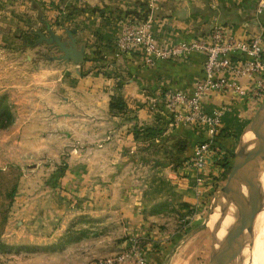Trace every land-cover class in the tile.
I'll return each instance as SVG.
<instances>
[{"label": "rangeland", "instance_id": "obj_1", "mask_svg": "<svg viewBox=\"0 0 264 264\" xmlns=\"http://www.w3.org/2000/svg\"><path fill=\"white\" fill-rule=\"evenodd\" d=\"M61 8L57 0H0V241L7 245L0 249V264H89L124 248L132 238L144 245L146 255L154 250L156 259L150 264H209L229 224L233 226L244 212L239 178L224 209V215L229 214V204L235 200L238 215L229 224L220 213L221 191L239 136L252 134L244 141L242 156L254 143L264 142V118L249 125L264 88L233 128L230 152L225 160L219 159V171L200 182L193 207L171 206L164 199L163 208L174 211L170 225L132 230L127 226L143 210H135L134 216L126 198L118 197L111 166L95 160L100 154L90 148L95 147L91 137L98 117L78 111L80 104L89 105L94 98L79 97L78 87L69 89L61 81L56 85L46 71H37L39 63L64 61L57 42L67 44L69 37L54 24ZM84 118L87 128L80 123ZM261 170L264 155L253 159L252 183L262 178ZM121 180L125 183L124 177ZM258 185L253 195L257 210L264 203V179ZM239 252L235 242L223 264H228L230 255L239 257Z\"/></svg>", "mask_w": 264, "mask_h": 264}, {"label": "crops", "instance_id": "obj_2", "mask_svg": "<svg viewBox=\"0 0 264 264\" xmlns=\"http://www.w3.org/2000/svg\"><path fill=\"white\" fill-rule=\"evenodd\" d=\"M255 1L57 0L62 18L55 19L56 30L70 34L75 47L81 48L82 59L39 63L37 71H46L56 85L61 81L69 89L78 87L79 97L94 98L89 105L86 101L80 104L78 111L98 117L94 118L96 131L91 137L95 147L90 148L100 154L95 160L111 166L110 175L117 178L113 182L118 197L126 198L134 216L138 215L135 210H143L127 226L130 229L158 223H163L165 229L170 225L174 211L173 207L163 208L164 199L170 200L171 206L176 203L193 207L198 201L200 182L219 171V159L230 151L227 146L231 145L232 130L250 112L253 101L246 95L216 90L203 96L205 110L225 105L217 136L223 156L209 159L196 181L184 167L192 146L204 135L191 124H167L163 93L167 88L185 92L191 89L200 76L201 53L193 51L146 65L138 50L115 55V36L126 19L146 22L158 43L203 38L212 25L220 24L238 38L260 31L264 58V10L255 14ZM241 82L248 88L244 79ZM52 89H48L50 94H54ZM110 98L116 99L118 107L109 105ZM80 120L87 128V119ZM83 157L88 159L86 154ZM153 254L154 250L147 254L148 264L155 262Z\"/></svg>", "mask_w": 264, "mask_h": 264}, {"label": "built area", "instance_id": "obj_3", "mask_svg": "<svg viewBox=\"0 0 264 264\" xmlns=\"http://www.w3.org/2000/svg\"><path fill=\"white\" fill-rule=\"evenodd\" d=\"M263 10L264 0H256L254 13L260 14ZM261 41L260 31L238 38L224 26L214 24L206 37L158 43L149 32L146 22L133 19H126L115 36V55L138 50L146 65L193 51L201 53L200 76L193 82L191 89L185 92L167 88L163 93L167 124H191L204 135L192 146L184 167V170L194 175L196 181L200 180V171L207 161L219 159L222 154L217 136L221 131L225 105L219 104L208 111L202 106V98L209 90H216L246 95L248 99L256 100L264 88ZM241 79L248 83V88L243 86ZM147 256L144 245L137 244L132 238L124 248L95 258L89 264H148Z\"/></svg>", "mask_w": 264, "mask_h": 264}, {"label": "water", "instance_id": "obj_4", "mask_svg": "<svg viewBox=\"0 0 264 264\" xmlns=\"http://www.w3.org/2000/svg\"><path fill=\"white\" fill-rule=\"evenodd\" d=\"M69 37V41L67 44L64 41L57 42L59 48L62 51L60 58L63 60H70L77 62L82 59V51L81 48H76L74 45V40L70 37V34L67 33ZM59 58V57H58ZM264 118V97L260 102L256 113L252 116L249 125H258L263 122ZM257 131V129L255 130ZM246 134V133H245ZM245 135L241 134L239 139L237 140L236 146L233 150V161L231 164V169L228 173L225 185L221 191V197L223 198V202L221 203L220 213L224 215V209L226 208L228 202L231 198V188L235 183V180L239 178L240 181V189L239 193L242 197L244 212L240 219L237 220L233 226L229 224V231L223 236L221 242L218 247L211 252L209 264H223L226 255L229 253L230 249L234 245V243L238 240L240 234L250 225L252 222V218L254 215V207L250 201L251 187L253 182V177L249 175L253 163V159L255 156L264 155V142L254 143L252 147L246 151L244 156H242V150L244 145ZM244 159L243 164L238 167L241 159ZM240 169V171H239ZM238 172H240L238 176ZM238 215V214H237Z\"/></svg>", "mask_w": 264, "mask_h": 264}, {"label": "bare ground", "instance_id": "obj_5", "mask_svg": "<svg viewBox=\"0 0 264 264\" xmlns=\"http://www.w3.org/2000/svg\"><path fill=\"white\" fill-rule=\"evenodd\" d=\"M251 135L252 134L250 133L245 134L246 141L247 139H249ZM261 171L262 172H260L259 175L262 176V178L260 177L256 182L252 184L251 194H250V201L254 207V215H253V220L251 222L253 228L250 227L251 225L250 223V225L240 234L238 240L236 241L240 247V252L238 255L239 257H233L232 255H230L228 257V264H238V260L240 261V259L244 256H246L247 259L246 258L245 260L243 259L244 261H241L240 264H264V203L261 201L260 203L261 205L259 204L260 208L257 210L255 208L256 201L254 200L253 197L255 190L257 191L260 188L259 185L257 186V184L264 179V175H261L264 174L263 173L264 170ZM234 199L237 200L238 196L235 197ZM232 204H235V200H232ZM232 204H229V210H230L229 214H226L224 216L223 222L225 224H229L231 221V217L236 216L238 214V211H235L236 205L234 207V205ZM256 211L258 213L257 216H256ZM209 217L211 221L213 219V216H209Z\"/></svg>", "mask_w": 264, "mask_h": 264}, {"label": "trees", "instance_id": "obj_6", "mask_svg": "<svg viewBox=\"0 0 264 264\" xmlns=\"http://www.w3.org/2000/svg\"><path fill=\"white\" fill-rule=\"evenodd\" d=\"M109 105H110L111 107H118L117 101H116V99H114V98H110ZM229 152H230V151H229ZM226 156H227V155H225V156L223 157V159H224ZM226 158H227V157H226ZM224 160H225V159H224ZM222 163H223V162H222ZM2 247H7V245H6L5 243H3V242L0 241V249H1Z\"/></svg>", "mask_w": 264, "mask_h": 264}]
</instances>
